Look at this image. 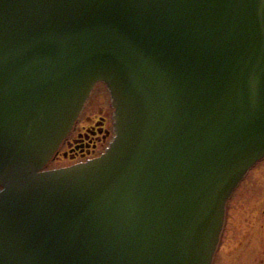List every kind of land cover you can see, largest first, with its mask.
<instances>
[{
	"label": "water",
	"instance_id": "obj_1",
	"mask_svg": "<svg viewBox=\"0 0 264 264\" xmlns=\"http://www.w3.org/2000/svg\"><path fill=\"white\" fill-rule=\"evenodd\" d=\"M113 136L47 169L94 86ZM264 158V0H0V264H212Z\"/></svg>",
	"mask_w": 264,
	"mask_h": 264
},
{
	"label": "flooded vegetation",
	"instance_id": "obj_2",
	"mask_svg": "<svg viewBox=\"0 0 264 264\" xmlns=\"http://www.w3.org/2000/svg\"><path fill=\"white\" fill-rule=\"evenodd\" d=\"M103 103L101 97L93 105L85 103L52 161L64 158L73 164L97 157L104 151L112 136V110L109 103V110L104 113L101 109ZM235 191L226 203L224 223L212 264H264V196L256 202H251L250 196L230 204Z\"/></svg>",
	"mask_w": 264,
	"mask_h": 264
},
{
	"label": "rangeland",
	"instance_id": "obj_3",
	"mask_svg": "<svg viewBox=\"0 0 264 264\" xmlns=\"http://www.w3.org/2000/svg\"><path fill=\"white\" fill-rule=\"evenodd\" d=\"M100 97L104 102L103 105H101V109L104 113H106L109 110L108 107L110 98L105 86L102 83L96 85L92 97L88 100V102H86V105L90 106L95 104L96 101L100 100ZM69 163L70 161L68 159L61 158L60 160L50 161L46 168L51 169L54 167L65 166ZM250 196L252 198L250 200L251 202H256L264 196V159L253 166V168L242 179L229 203L241 202L244 201V198Z\"/></svg>",
	"mask_w": 264,
	"mask_h": 264
}]
</instances>
